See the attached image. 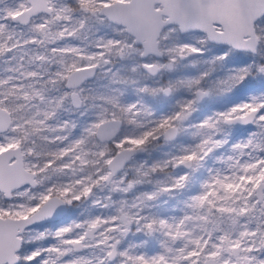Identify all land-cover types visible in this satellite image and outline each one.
<instances>
[{
    "label": "snow or ice",
    "instance_id": "obj_1",
    "mask_svg": "<svg viewBox=\"0 0 264 264\" xmlns=\"http://www.w3.org/2000/svg\"><path fill=\"white\" fill-rule=\"evenodd\" d=\"M0 264H264V0H0Z\"/></svg>",
    "mask_w": 264,
    "mask_h": 264
}]
</instances>
